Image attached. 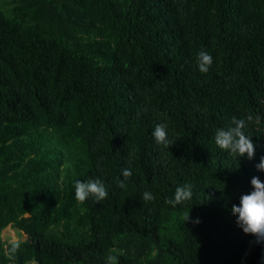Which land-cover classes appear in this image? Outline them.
Returning <instances> with one entry per match:
<instances>
[{
  "label": "trees",
  "instance_id": "trees-1",
  "mask_svg": "<svg viewBox=\"0 0 264 264\" xmlns=\"http://www.w3.org/2000/svg\"><path fill=\"white\" fill-rule=\"evenodd\" d=\"M233 116L252 118V160L215 144ZM262 156L264 0H0V264H264L231 212ZM94 178L107 198L77 201Z\"/></svg>",
  "mask_w": 264,
  "mask_h": 264
},
{
  "label": "clouds",
  "instance_id": "clouds-1",
  "mask_svg": "<svg viewBox=\"0 0 264 264\" xmlns=\"http://www.w3.org/2000/svg\"><path fill=\"white\" fill-rule=\"evenodd\" d=\"M197 66L201 73H207L213 64L212 56L205 50H201L197 55ZM251 117L231 118V125L227 128H217L215 131V144L222 150L229 152L240 158L246 157L252 160L255 157L256 145L252 141V136L246 134V129L251 123ZM168 125L166 123L157 124L153 131L152 136L155 142L170 148L173 144L168 139ZM258 171H264V156L260 158V162L255 166ZM122 179L117 181L118 185L122 188L127 187V181L132 176L130 168L121 170ZM250 184L252 190L249 193L242 194L239 198L238 205H232L231 212L236 216L237 225L247 235L256 237L257 242L264 241V182L258 176L251 178ZM75 199L81 203L88 200L90 197L94 198L97 203L104 200L108 196V186L104 180L100 178L76 180L75 181ZM207 199L212 197L207 195ZM193 198V185L186 183L176 188L174 197L166 199L165 204L176 207L185 201ZM155 195L151 191H145L142 195L144 202L154 201ZM191 210V208H190ZM190 210L183 217L184 223L191 221L192 223H200L199 218L192 220L190 217ZM22 241L14 240L11 244V253L18 251ZM123 252L118 249H110L105 258V264H119V256Z\"/></svg>",
  "mask_w": 264,
  "mask_h": 264
},
{
  "label": "rangeland",
  "instance_id": "rangeland-1",
  "mask_svg": "<svg viewBox=\"0 0 264 264\" xmlns=\"http://www.w3.org/2000/svg\"><path fill=\"white\" fill-rule=\"evenodd\" d=\"M3 0H1V2H2ZM8 229V232H9V234L8 235H6V230L5 231H3L2 233L4 234L3 235V237H2V240L4 241V240H8V241H14V240H23L22 239V237H20V233L19 232H17L16 230H10V228H7ZM13 231H16V234H18L17 236H14V233H13ZM13 233V234H12ZM5 242V241H4ZM7 243V242H6Z\"/></svg>",
  "mask_w": 264,
  "mask_h": 264
},
{
  "label": "crops",
  "instance_id": "crops-1",
  "mask_svg": "<svg viewBox=\"0 0 264 264\" xmlns=\"http://www.w3.org/2000/svg\"><path fill=\"white\" fill-rule=\"evenodd\" d=\"M8 228H10V230H13L11 227H8ZM6 230V235H8L9 234V232H8V229L6 228L5 229ZM5 230H3V231H5ZM18 232V231H17ZM13 233H14V236H17L18 234H16V231H13ZM12 233V234H13ZM3 233H1V237H3ZM22 237V236H21ZM24 237H22V239H23ZM5 242H7V243H9V242H12L11 240L10 241H8L7 239L6 240H4Z\"/></svg>",
  "mask_w": 264,
  "mask_h": 264
}]
</instances>
